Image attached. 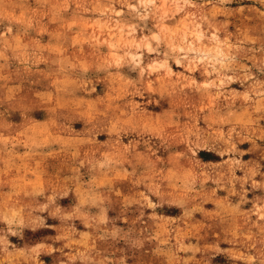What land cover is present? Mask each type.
<instances>
[{"label": "rangeland", "instance_id": "1", "mask_svg": "<svg viewBox=\"0 0 264 264\" xmlns=\"http://www.w3.org/2000/svg\"><path fill=\"white\" fill-rule=\"evenodd\" d=\"M0 264H264V0H0Z\"/></svg>", "mask_w": 264, "mask_h": 264}]
</instances>
